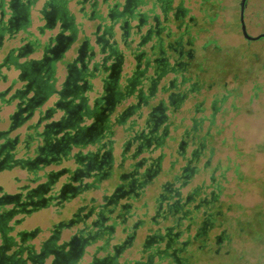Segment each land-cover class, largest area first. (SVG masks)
<instances>
[{
	"label": "crops",
	"instance_id": "1",
	"mask_svg": "<svg viewBox=\"0 0 264 264\" xmlns=\"http://www.w3.org/2000/svg\"><path fill=\"white\" fill-rule=\"evenodd\" d=\"M98 1L96 7L94 0H0V133L10 132L4 136L0 134V145L20 136L19 143L15 144L20 150L16 156L19 157L23 154L22 141L28 124L37 122L41 115L46 114L41 130L44 124L74 114L81 116L83 126H99V133L103 136L101 134L98 143L90 139L81 146H73L71 154L86 155L94 151L111 159L109 174L100 180L98 186L39 208L33 207L32 202L37 201V197H28V191L45 183V173H59L66 167L73 169L74 161L68 159L50 163L41 170H28L17 165L1 166L0 216H34L42 211L49 216L55 213L65 216L64 211L66 216H74L75 213L96 216L95 213L90 214L91 208L103 204L108 206V200L119 193V187L121 191L127 192L120 202L131 203L134 207L126 212L137 211L142 216L146 212L150 213L151 207L154 209L161 183L171 179L166 172L181 174L184 165L193 166V162H186L191 158L193 149V61L187 70L181 72L185 79L178 72L176 80L170 84L175 74L167 71L155 84H152L153 81L143 84L144 74L147 73L151 78L157 77L154 68L145 70V55L137 61L135 58V54L149 50V46L157 40L154 33L149 40L142 41L152 22H141V18L148 14V6L145 5L147 0ZM177 2L175 0L174 5ZM183 6L187 9V15H193L192 3L186 0ZM155 10L159 13L157 6ZM112 25H115L116 37L120 40V50L109 59L105 68L96 69L95 62L102 56L100 48L104 42L108 43L107 29ZM137 25L141 35L134 34ZM191 26V43L186 46V50L191 49L193 52ZM140 43L142 45L138 46ZM93 51L97 53L95 58H92ZM83 74H86V78ZM118 80L122 84L124 100L116 104L120 100L115 89ZM168 93H176V101L182 93L185 96L177 101V109L173 110L169 105L164 110L167 119L157 126L151 124V127L156 128L153 138L162 136V142L157 144L152 141L148 148L151 153H140L137 148L142 140L138 138L134 141L133 120L141 113L149 115V118L152 112L155 117L160 116L162 109L158 107L159 102ZM110 94L114 99L113 108ZM28 98H34L39 106L27 123H18L25 113L18 115L16 127L12 129V118L18 103ZM130 105L135 106L131 112L128 110ZM165 105H168L167 99ZM105 116H109L108 120L111 121L106 130L101 128ZM184 131L188 132V143L186 154L182 157L177 151ZM144 156L150 158L140 168L141 172L146 173L148 168H154L156 161L161 165L160 173L157 176L153 174V185L148 184L146 187L145 192L148 194L150 190L149 195L144 194L143 190L130 191L131 170ZM2 158L0 154V161ZM172 160H175V167L170 165ZM84 164L83 159L78 166L85 167ZM20 173H25V178ZM68 176L69 173L64 171L53 187L54 193L63 188ZM91 181L92 178L85 177L81 182L73 181L72 184L77 186ZM192 187L193 175L184 185L182 193L185 195ZM18 193L22 195L18 196Z\"/></svg>",
	"mask_w": 264,
	"mask_h": 264
},
{
	"label": "flooded vegetation",
	"instance_id": "2",
	"mask_svg": "<svg viewBox=\"0 0 264 264\" xmlns=\"http://www.w3.org/2000/svg\"><path fill=\"white\" fill-rule=\"evenodd\" d=\"M185 1L186 0H178L177 4L174 5L175 0H157V2L147 0L145 1V5L148 6V14L144 15V18H141V22L152 21L150 29L145 34L144 41L149 40L152 34L155 33L157 35L156 41L166 40L168 42L167 50L161 52L157 51L156 66L158 70H161L160 78L167 71H171L172 74H175L174 79L172 78V80H170V84H172L173 80H176L177 73H181L182 70H187L192 65L191 63L193 61L192 89L194 99L198 92V84H200L198 70L201 63L195 61L197 48L194 41L193 52L191 49L186 50V46L191 43L192 34L190 26L192 25L191 27H193V30H196L195 33L207 31V29L212 27L216 13L212 14L213 9H211V7L214 5L212 0H200L199 3L194 2L198 4L199 16L194 13L193 15H187V9L183 6ZM187 1L191 3V0ZM210 1L212 2L211 4H209ZM227 1V4L224 6V27L230 28L237 26L242 36L246 38L243 35V28L248 32L250 27L260 25V0H233L235 2L234 10L231 8L230 4L232 1ZM156 6L159 8V13H156ZM174 34H177L180 40L174 41ZM194 37H196V35H193V38ZM170 38L173 41H170ZM229 39L227 40L229 41ZM202 48L205 49V45H203ZM226 51L228 52L227 49ZM141 56H144V51L141 54H135L136 61L139 60ZM169 56L173 57L175 60L172 66L168 65ZM225 68V72L230 71L227 66H225ZM248 70H250L251 73L253 71L251 69ZM234 74L235 77L238 76V73ZM183 75L184 74L181 73L182 79H185ZM156 82L157 81L154 80L152 84ZM223 88L224 91L222 95L219 96L217 93L213 94L210 102L211 113L206 116L208 125L203 137L206 143L203 142L202 137L198 136L201 127H199V122L193 115V149L191 158L186 161L188 163L193 162V166L184 165L181 169V174H170V172H166L171 176V179H167L165 182L161 183V190L157 195V202L155 203L153 212H146L142 214V216L137 211L126 212L129 208H132V205L131 203L120 202L127 192L121 191V187H119V193L108 200V206L105 204L99 206L103 213L100 218L92 221L89 230H87L88 225H84L85 222H82L81 228L71 235L70 241L64 243L62 248L50 249V254L47 256V258L49 256L52 257L50 264H75L77 260L85 255V248L87 247L85 244L89 242V239L93 240L95 238L104 240V243H112L110 246L112 247L113 253L109 255H107V253L99 257L102 253H106L105 249L108 247L105 248L104 245L96 246L92 259L87 264H197L196 260L199 251L204 250L209 253L212 251L213 254H218L223 245L230 242L232 239L230 236L232 223L227 219L225 214L221 213L219 210L220 206L217 204L219 200L217 189L220 187L215 175L221 167L218 162L216 164L212 163L215 151L213 139L215 134L220 132L219 129L215 132L212 131L216 129V115L221 105L225 103L227 97L234 93V89L230 90L228 88V81L223 82ZM253 92L254 94L256 93L255 88H253ZM175 94L176 93H168L165 99L160 100L158 107L162 109V114L155 117L152 112L151 118H149L151 124L157 126L168 118L164 110L169 108V105H171L173 110L177 109V101L181 98L183 99L185 93H182L177 101L174 98ZM166 99L168 105H165ZM118 101L119 99L116 104ZM113 102V96L110 94L111 108H113ZM193 105L194 112L198 111L199 104L197 100ZM133 109H135L134 105L128 107L130 112ZM120 118L122 119L123 116ZM165 132L167 133V131ZM98 134V127L92 125L88 131L89 139L92 141L97 140ZM182 136L183 140L178 145L179 151H177V153H179V156L183 157V155L186 154V145L188 143L186 137H188V132L184 131ZM152 141L159 144L162 142V136L156 139H149L146 143L151 145ZM205 147L208 150V156L203 166L206 169H210L209 188H211V190L209 194H199V190H201L202 187L194 186L184 195L182 193L184 185H187L192 175L194 177L200 170L198 162ZM110 160L109 156L106 159L103 157L99 165L94 164L92 167L88 166V168H94L96 166L97 169L94 170L95 175L99 174L101 177H105L109 174V169L111 168ZM170 165L175 167V160H172ZM153 167L152 169L151 167L148 168V172L146 171L144 184H151L153 182V174L157 176L160 173L161 165L158 161L155 162ZM224 171L225 169L222 170L221 174L222 180L225 179ZM179 180L182 182L179 183ZM82 187L81 185H79V187L63 186L58 192L59 197L57 200H67L78 195ZM132 189L134 188H130L131 192H133ZM67 191L70 192L67 194ZM137 192H141V190ZM137 192H134V194L137 195ZM122 204H125L124 207H122ZM109 205H111V207H109ZM33 207L38 208L34 205ZM114 208L115 212L112 213L113 215L104 214ZM199 210L200 212L198 213ZM77 216L81 215L75 213L74 219L80 218ZM96 216H98L97 213ZM246 217L247 220L245 224L247 225V229L245 227H239L236 231L241 236L247 235V238L255 241L259 252L257 253L258 260L254 264H264V220L259 226L255 227L256 232H253L251 226L249 227L251 223L250 216ZM59 228L58 225L53 228L50 237L46 239V241L49 240L47 242L44 240L45 242L43 241V245L47 247V243L50 239L56 237L55 233L60 232L61 229ZM215 229L219 231L212 234ZM85 230L88 231L87 237L83 234ZM117 234H119L118 238ZM30 235L32 237L37 235V230L32 231ZM209 241H213V243L216 244L213 250H211L212 247ZM46 250L48 249H45L42 253L43 257L46 255ZM228 255H230V253L227 250L226 256ZM47 258L45 260H47ZM121 258H123V260H121ZM223 264H227V261H224Z\"/></svg>",
	"mask_w": 264,
	"mask_h": 264
},
{
	"label": "rangeland",
	"instance_id": "3",
	"mask_svg": "<svg viewBox=\"0 0 264 264\" xmlns=\"http://www.w3.org/2000/svg\"><path fill=\"white\" fill-rule=\"evenodd\" d=\"M212 1L214 5L209 6L213 9L212 14L216 13L212 27L201 33H195L196 30H193V35H196L193 41L197 48L195 61L201 63L198 70L200 84H198L197 95L193 99V104L196 100L198 101L199 110L196 112L193 110V115L201 127L198 136L203 138L208 125L206 116L211 113L212 96L215 93L222 95L223 82L228 81V88L234 89V95L227 97L216 115V129L212 131L219 129L220 132L215 134L213 139L215 151L212 163L218 162L221 167L215 175L220 187L217 189L219 199L217 204L220 206L221 213L225 214L232 223L230 235L232 239L223 245L218 254H213L212 251L210 253L204 250L199 251L196 262L197 264H223L227 261V264H254L258 260L259 252L255 241L247 238V235L241 236L236 230L239 227H247L246 216H250L249 227L251 226L253 232H256L255 227L264 220V37L247 40L237 26L224 27V6L228 1ZM231 1V8L234 10L235 2ZM194 2L199 3L200 0H191L194 7L193 13L199 16L198 4ZM211 3L210 1L209 4ZM260 4V25L248 29V33L252 36L264 32V0H260ZM203 45L205 49L202 48ZM225 66L230 71L225 72ZM248 69L253 70L252 73ZM234 73H238V76L235 77ZM253 88L256 90L255 94ZM203 142L206 143L205 138ZM207 156L208 150L205 147L198 162L200 170L193 177V187H202L199 194H209L211 190L209 188L210 169L203 166ZM223 169H225V179L222 180ZM20 175L23 178L26 176L25 173ZM2 180L5 181V179ZM149 193L150 190L146 194L149 195ZM150 209L152 213L153 208ZM64 214L65 216H58L56 213L53 214L54 216H49L50 214L42 211L34 216H23V221L15 226L13 234L24 229L28 232L37 230V235L33 236L29 242L39 248L40 244L50 237L53 228L59 222L71 217L66 216L65 211ZM21 217L16 216V218ZM77 228L73 226L61 229L59 242L69 241ZM218 231L215 229L212 234ZM118 237L119 234H117ZM100 244L101 242L98 241L87 246L86 253L78 264L89 263L96 246ZM209 244L212 247L211 250L216 247L213 241H209ZM227 250L230 253L228 256H226ZM51 258L50 256L46 260V264H50Z\"/></svg>",
	"mask_w": 264,
	"mask_h": 264
},
{
	"label": "trees",
	"instance_id": "4",
	"mask_svg": "<svg viewBox=\"0 0 264 264\" xmlns=\"http://www.w3.org/2000/svg\"><path fill=\"white\" fill-rule=\"evenodd\" d=\"M38 106L39 105L37 102H35L34 98H28L18 103L17 111L12 118V129H15L16 127L15 125L17 123L16 120L18 115L25 113L26 115L21 117L18 123H27V121L33 117ZM45 115H41L37 122L27 125L26 134L24 135L25 137L22 141L23 154L21 156L16 157L20 150L17 149V146L15 147V144L19 143L20 136H18L12 142L6 140L4 144L0 145V154L1 157H3V160L0 161V167L3 165H17L28 170H41L43 166L50 163H60V161L71 159L74 161L75 167L73 169L71 167L64 168V171L69 173L67 181L64 182V186L79 187V185H73V181L81 182V180L85 177L92 178V181L82 184L81 186L83 187L80 188L79 193L87 188L98 186L100 180L106 176L101 177L99 174L95 175L94 170L97 169L96 166L94 168H88V166L92 167L94 164L99 165L103 157L99 155L98 152L95 153L94 151H91L86 155L81 153H76L74 155L71 154L73 146H81L83 143H85V141L90 140L88 136V131L90 128L81 124V116L71 114L69 117H61L51 123L44 124L40 130L41 125L47 118ZM108 117L109 116H105L103 119L101 128H107L108 124L111 122L108 120ZM97 127L99 130V126ZM9 133L8 131H4L0 134L4 136L8 135ZM101 134V132L98 134V139L103 136V134L102 136ZM98 139L95 140L97 143L100 142ZM143 146H148L146 141L144 142ZM66 154H68V156H65ZM104 158L106 159L107 157ZM83 159L85 160V167L78 166L81 164ZM64 171L59 173L50 172L48 174H43V176L46 177L45 183H41L36 189L28 191V197H37V201L32 202L34 206H37L38 208L47 206L49 203L58 199V192L60 190L57 193H54L53 187L58 181L59 177L64 174ZM54 175L55 177H53ZM133 188L139 191L138 187ZM77 217L80 218L74 219V216H71L67 219H63L58 224L60 227L59 229L77 226L78 230L85 222L84 225H88L87 230H89L90 226L92 225V221L100 218V216ZM23 219V216L21 218H16V216H0V264H46L45 259L50 254V249H59L60 247L62 248L64 243L68 242H59V232L55 233V238L50 239V241L47 243V247L43 245L42 242L38 248L35 244L29 242L32 238L30 235L31 232L19 230L13 234L15 231V226L21 223ZM83 234L87 237L88 231L85 230ZM98 241L101 242L100 245H104L105 248L108 247L105 249L106 253H102L99 255V257H102L107 253V255L113 253L111 249L112 247L110 246L112 243H104V240L99 238H95L93 240L89 239V242H87L85 246L92 245ZM45 249L48 250H46V255L43 257L42 253ZM79 260H77L75 264H78Z\"/></svg>",
	"mask_w": 264,
	"mask_h": 264
},
{
	"label": "water",
	"instance_id": "5",
	"mask_svg": "<svg viewBox=\"0 0 264 264\" xmlns=\"http://www.w3.org/2000/svg\"><path fill=\"white\" fill-rule=\"evenodd\" d=\"M99 5V1L98 0H94V6H98ZM125 25L127 24V22L124 23ZM135 28L137 29L135 31V35H141L140 32V27L137 25L135 26ZM123 29V28H121ZM243 33L244 36L247 39H258L261 37H264V32L260 33L256 36H252L250 34H248L247 30L243 28ZM107 34L109 36V40L108 43H103L101 48H100V54L102 55L101 58H99L96 62H95V68L99 69V68H105L108 64L109 59H111L113 56H115L118 52V50H120V40L116 37V29H115V25H112L111 27H109L107 29ZM143 36H141L142 38ZM173 40L174 41H178L180 40V37L177 34L173 35ZM170 38V41H173ZM143 41V38H142ZM167 43L166 41H154L150 46H149V50H144V55L145 57H147L146 60V66H145V70H149V69H153L155 67V73L154 75L157 77L156 78H151L150 76H147L146 74H144L142 76V80H143V84L144 82H148V81H154V80H159V76H160V72L161 70H158V67L156 66V59H157V51L161 52V51H165L167 50ZM142 43H140L138 46H141ZM131 54H133V52H131ZM97 55V53L95 51L92 52V58H95ZM175 60L173 59V57L169 56L168 59V65L172 66L174 65ZM84 78H86V74H83ZM140 84V85H143ZM122 84L120 83V80H118L115 84V89L117 91V93L119 94L118 97L120 96V100L118 101V103H121L124 99H122ZM151 122L149 120V115H145L143 113L139 114L138 117L136 119L133 120V128H134V141H136L138 138L142 140V143H140L138 145L137 151L140 153H151L149 151V145L147 147H144L143 144L145 141H148L149 139L153 138L154 133L156 132V128L155 127H151ZM149 156H144L139 162H136V164L133 165L132 168V172H131V182H130V186L131 187H138L139 190H143L144 194L146 193V187L148 186L147 184H144V177H145V171L141 172L140 168H142L143 165L146 164L147 160L149 159ZM22 193H18V196H21ZM129 195V194H128ZM123 199L125 197H122ZM119 202V201H118ZM125 204H122V207H124ZM133 207V204H131ZM94 212L97 213L98 216L102 215V210L98 207H93L91 208V214H93ZM115 212V208L112 210L110 209L108 211V213H104L106 215H111L112 213ZM95 213V214H96ZM113 215V214H112Z\"/></svg>",
	"mask_w": 264,
	"mask_h": 264
}]
</instances>
